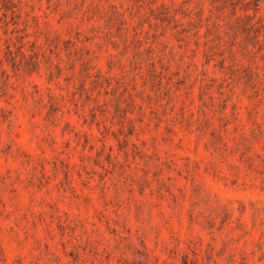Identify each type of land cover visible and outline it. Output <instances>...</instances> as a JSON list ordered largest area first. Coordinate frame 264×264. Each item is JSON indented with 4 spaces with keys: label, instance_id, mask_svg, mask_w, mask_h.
I'll use <instances>...</instances> for the list:
<instances>
[{
    "label": "rangeland",
    "instance_id": "374dc122",
    "mask_svg": "<svg viewBox=\"0 0 264 264\" xmlns=\"http://www.w3.org/2000/svg\"><path fill=\"white\" fill-rule=\"evenodd\" d=\"M160 3L210 9L0 0V264H264L261 53L239 43L235 56L258 83L225 76L214 64L232 36L206 63L162 35Z\"/></svg>",
    "mask_w": 264,
    "mask_h": 264
},
{
    "label": "trees",
    "instance_id": "16d2710c",
    "mask_svg": "<svg viewBox=\"0 0 264 264\" xmlns=\"http://www.w3.org/2000/svg\"><path fill=\"white\" fill-rule=\"evenodd\" d=\"M209 2V14L205 16L204 10L201 7L194 13L195 17L193 19L187 8L178 9L175 8L173 4L160 3L159 6L154 8L150 7L149 9L151 16L162 30V35L169 30L172 31L173 34L178 33L180 35L179 41H183L185 47L191 40L196 50L201 49L206 63L213 60V56L215 55L213 47L209 43L217 41L219 44L225 34L232 36L228 44V57H223L221 54L220 59L214 66L219 68L223 74L228 77L229 72L235 71L236 68L242 69L249 83H258L259 65L255 62V65L251 62H247L245 65L235 67L238 66L235 56L237 53L236 48L239 43L242 45L246 44V46L248 44L256 46L261 53L260 59L262 60V68H264V19L259 15L261 12V0H209ZM226 9H229V12L226 14V20L223 21L220 16ZM114 12H116V14L118 13L117 11ZM121 23L122 26L126 24L124 20H122ZM202 27H204V33L200 35L199 29ZM124 28L127 32V28ZM138 35L137 31L134 30L131 36L136 48L142 45ZM237 37H240L241 40H237ZM246 46L245 50L247 51ZM144 49L149 53V64L153 67V69L150 70L151 75L159 77L160 74H156L157 71L154 67V63L155 61H159V57L154 55L151 47H146ZM22 53L23 52H21L20 55H22ZM227 62L229 63L228 65ZM32 64L36 65V61H33ZM161 78L162 76L159 77V85L162 82ZM95 83L96 81L94 84ZM145 84L146 82L144 85ZM165 88H167V90L170 89L168 85H166ZM133 103V100H131L130 104H132V106ZM116 110L119 112L121 110L120 106H116ZM120 117L122 121L127 122V135H132L135 130L134 119L127 118L126 115Z\"/></svg>",
    "mask_w": 264,
    "mask_h": 264
}]
</instances>
